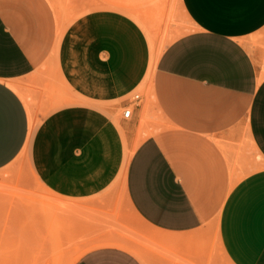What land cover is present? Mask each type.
Returning <instances> with one entry per match:
<instances>
[{"label": "crops", "instance_id": "obj_1", "mask_svg": "<svg viewBox=\"0 0 264 264\" xmlns=\"http://www.w3.org/2000/svg\"><path fill=\"white\" fill-rule=\"evenodd\" d=\"M181 2L188 28L152 78L162 132L142 136L121 186L147 107L126 99L150 69L145 32L117 10L71 20L55 0H0V169L29 141L44 187L96 219L75 264H264V0Z\"/></svg>", "mask_w": 264, "mask_h": 264}, {"label": "rangeland", "instance_id": "obj_2", "mask_svg": "<svg viewBox=\"0 0 264 264\" xmlns=\"http://www.w3.org/2000/svg\"><path fill=\"white\" fill-rule=\"evenodd\" d=\"M167 1V14L170 16V21H166L167 25L159 34L162 50L188 28V22L179 1ZM140 3L142 4H139L138 0H55L56 6L68 14L71 20L95 10L121 11L134 20V11L138 9L144 13L147 9L150 13L148 16H152L151 20L158 16L146 4V0L145 3L144 0ZM139 5L143 7L140 9ZM144 13L142 14L145 15ZM162 36H164L163 41ZM145 84L144 80L137 90L126 97L128 100H133L135 95H140V103L147 104V107L144 111L146 116L142 117V126L133 147L126 148L124 163L117 180L121 186L125 181L131 153L136 144L141 141L142 136L154 130L162 132V127L158 126L162 125V119L151 105L150 93ZM16 88L26 99L20 87L16 85ZM124 110L120 109L118 118H123ZM27 150L23 151L13 163L0 169V264H44L47 261L48 264H75L87 250L95 245L91 239L92 236H89L85 229L80 231L79 226L82 224L86 228L90 225L93 228L96 219H78V213L68 209L71 207L70 203L52 195L32 167ZM118 185L117 183L115 186ZM115 186L106 195H115L117 193ZM117 195L122 198V188H119ZM214 215L216 219L217 213ZM57 249L61 250V253ZM59 255L60 258L57 260Z\"/></svg>", "mask_w": 264, "mask_h": 264}, {"label": "bare ground", "instance_id": "obj_3", "mask_svg": "<svg viewBox=\"0 0 264 264\" xmlns=\"http://www.w3.org/2000/svg\"><path fill=\"white\" fill-rule=\"evenodd\" d=\"M141 2H142V0H140ZM140 1L138 0V2H139V4H142V3H140ZM147 1V5H149L150 6V8H152L153 9V12H154V14L155 15H158V16H156V17H154L153 18V20H151L150 19V17H152L151 15H150V17L148 16V13H149V11H147V9H146V13H144V11L143 12H141V11H138V10H135L134 11V18H135V21H136V23H138L139 25V27H141L142 29H143V31L145 32V35L147 36V38H148V41H149V43H150V46H151V48H152V59H151V64H150V69H149V71H148V73H147V75H146V78H145V86H146V88L149 90V93H151V89H153L152 88V78H153V72H154V69H155V66H156V63H157V60H158V58H159V56H160V54L162 53V42L160 41L161 39L159 38V34H160V31L161 30H163V28L167 25V22L168 21H170V16H168V14H167V6H168V1L167 0H146ZM179 1V3H180V5H181V8H182V2H181V0H178ZM144 3H145V0H144ZM144 5V4H143ZM146 5V6H147ZM146 6H144V7H146ZM139 7H140V9L143 7L142 5H139ZM147 8V7H146ZM145 10V9H144ZM149 10V9H148ZM141 12V13H140ZM142 13H144L145 15H143ZM185 13V12H184ZM150 14V13H149ZM167 21V22H166ZM163 37L164 36H162V41L164 40L163 39ZM159 43H161V45L159 46ZM112 48V47H111ZM120 48V47H119ZM112 50H114V49H112ZM118 50V49H117ZM111 51V50H110ZM120 51H123V49L122 50H120ZM113 52H115L114 54H116V51H113ZM112 52V53H113ZM120 53H122V52H120ZM119 53V54H120ZM118 55V54H117ZM115 56V55H114ZM120 56H121V54H120ZM113 57V56H112ZM121 58V57H120ZM116 59V58H115ZM122 59V58H121ZM264 72V71H263ZM263 76H264V73H262L261 74V76H260V80L263 78ZM13 86H14V88L15 89H17L16 88V85H14L13 84ZM18 90V89H17ZM28 104V103H27ZM28 109L30 110V116H31V126H30V128H31V131L33 130V128H34V117H33V113L31 112V108H30V106H29V104H28ZM143 113H144V111H143ZM143 113H141V114H143ZM146 116V113H144V116L143 117H145ZM141 119H142V117H141ZM143 120H145V119H143ZM153 133V132H152ZM149 134H151V133H149ZM141 141H139L137 144H136V146H135V149H136V147L138 146V144L140 143ZM28 145H29V141H28V143L26 144V146H25V148H24V151L25 150H27L28 149ZM134 149V150H135ZM134 150H133V152H134ZM133 152L131 153V155L133 154ZM115 229V228H114ZM113 230V229H112ZM122 230H120L119 232H121ZM113 233V232H112ZM114 234V233H113ZM117 234V233H116ZM120 235L122 234V233H119ZM123 235V234H122ZM114 236H115V234H114ZM123 237H125V236H123ZM127 237V236H126ZM126 239V238H125ZM130 239H131V236H130ZM112 240H114V239H112ZM115 240H117V238H115ZM120 240H121V238H120ZM132 240H135L134 238L132 239ZM102 241V240H101ZM127 241V240H126ZM131 241V240H130ZM95 242H97V241H95ZM110 242V241H109ZM121 241H119V243H120ZM132 242H134V241H132ZM136 242V241H135ZM114 243V242H113ZM118 243V242H117ZM127 243V242H126ZM44 244V243H43ZM137 244H138V242H137ZM103 245V244H102ZM107 245V244H106ZM128 245H130V244H128ZM135 245H136V243H135ZM141 245V244H140ZM41 246V245H40ZM46 246V245H45ZM45 246H43V247H45ZM100 246V245H99ZM132 246H133V244H132ZM39 247V246H38ZM94 247H96V245H94ZM124 247H125V245H124ZM141 247V246H140ZM48 249V248H47ZM46 249V250H47ZM50 249V248H49ZM44 249H42V251H43ZM39 251V250H38ZM52 251V250H51ZM57 251H59L58 249H57ZM57 251H55V253L57 252ZM49 252V251H48ZM60 253H61V250L59 251ZM40 253V252H39ZM45 253V252H44ZM54 253V254H55ZM43 254V253H42ZM57 254H58V252H57ZM139 254V253H138ZM41 255V254H40ZM46 255V254H45ZM47 255H48V253H47ZM140 255V254H139ZM53 256V255H52ZM55 257H56V255H54ZM41 258H42V256H41ZM48 258V257H47ZM54 258V257H53ZM53 258H52V261H53ZM57 260H59V258H60V255H59V257L57 256ZM43 259V258H42ZM45 259V258H44ZM49 259V258H48ZM56 259V258H55ZM54 259V261H56ZM37 260V259H36ZM50 260V259H49ZM41 261V260H40ZM48 262V261H47ZM47 262H45L46 264H48ZM44 263V262H43ZM44 263V264H45ZM50 263H52L51 262V260H50ZM56 263H57V261H56Z\"/></svg>", "mask_w": 264, "mask_h": 264}, {"label": "built area", "instance_id": "obj_4", "mask_svg": "<svg viewBox=\"0 0 264 264\" xmlns=\"http://www.w3.org/2000/svg\"><path fill=\"white\" fill-rule=\"evenodd\" d=\"M140 99V95H135L134 96V99L133 100H131L132 102H134V101H137V100H139ZM131 114H132V109L129 107V108H126L125 110H124V112H123V117H125V118H129L130 116H131Z\"/></svg>", "mask_w": 264, "mask_h": 264}]
</instances>
